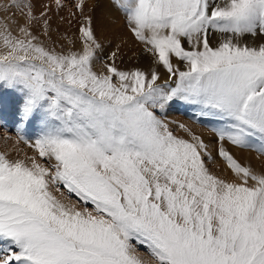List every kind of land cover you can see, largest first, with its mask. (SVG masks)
I'll use <instances>...</instances> for the list:
<instances>
[{"label": "snow or ice", "instance_id": "1", "mask_svg": "<svg viewBox=\"0 0 264 264\" xmlns=\"http://www.w3.org/2000/svg\"><path fill=\"white\" fill-rule=\"evenodd\" d=\"M113 3L149 70H121L115 51L93 70L90 17L82 50L67 54L35 42L22 0L11 5L28 9L21 35L0 24V89L18 96L19 124L40 125L34 141L20 137L34 155L0 153V264H151L138 245L155 264H264V172L226 147L264 153V43H241L264 36V0ZM177 98L221 122L215 148L235 179L210 171L199 135L184 124L190 139L174 135L157 115ZM61 185L85 206L58 198Z\"/></svg>", "mask_w": 264, "mask_h": 264}, {"label": "rangeland", "instance_id": "2", "mask_svg": "<svg viewBox=\"0 0 264 264\" xmlns=\"http://www.w3.org/2000/svg\"><path fill=\"white\" fill-rule=\"evenodd\" d=\"M111 2H113V0ZM77 3L78 0H61L60 5L58 6L56 4V0H22V4H28L31 6L32 14L35 17V19L31 21V24L28 25L32 34L37 37V40L35 42L40 43L46 49L54 50L57 53L67 54L70 51H81L83 42L80 40L79 29L81 24H86L85 17H91L92 20V16L91 11H86V14H84V4L86 6L88 0H84L82 8H77ZM11 5L12 0H0V24L9 25L8 28L13 33V35L20 36L21 34L19 32V28L21 26H25L28 23L26 17L28 9L25 7H12ZM93 6L94 5H92V7ZM114 6L116 8L115 11L118 13L117 18H119V21L125 27L127 32H129L130 35H133L127 25L125 14L120 9H118L115 4ZM42 12L44 13L43 16L40 15ZM4 20L10 23H5ZM21 20H23V25L21 24V22L19 23V21ZM44 20L48 21L47 30L44 24ZM97 27H99L97 26V21L95 20L94 22V20H92L94 35L97 42L101 45V48L97 50V56L93 63V70L99 72L103 69V65L105 63H111L112 61L110 59V56L114 51L117 52V57L115 60L116 66L120 69H124L123 62H126L128 64L133 62L136 63L138 61H141L139 59V56L146 54L145 52H143L140 42H134V44H130V47L128 45V52L125 49L122 50V56L124 57H121V60H119L118 52L119 50H121V47H123L124 43H121V40L111 41V39L104 34L98 35V33L96 32ZM106 30H108V28L105 27L104 33L106 32ZM123 41L126 42V40ZM135 51H138L139 53ZM178 64L182 70L181 65H183L184 63L178 62ZM167 78L168 75L163 76L161 77L159 82L163 83V81ZM174 79L175 78H173V80ZM169 83L171 87H175V83L173 81H169ZM18 104L19 98L17 95L13 94L9 90L0 89V153L5 154L9 159L12 160L26 159L27 157H31L32 155H34L35 153L33 148L29 147V144L20 137L23 136L29 141H34L40 133V125L36 121H32L27 124H19L17 113ZM157 115H160L163 119H165L166 122L169 123V127L173 131L174 135L190 139L188 133L185 132L184 129L180 128V124H184L186 127L191 129L193 133L199 135L205 141V143L209 145V149L212 151L214 157V162H208L210 171H212L219 177L222 176L221 178L229 180L235 179L232 172L227 174L230 169L227 167L226 162L222 158H220L216 152L215 146L218 142L216 139L215 129L221 127V122L218 119L209 117L207 115H202L200 106L185 102L179 98L174 99L172 102H170L166 106L163 113L157 110ZM18 128L22 129V131H18ZM226 147L229 149V151H231V153L237 160L239 158L238 155H236V150H240L242 152L247 151V153H251L256 156V159L258 161L261 160L259 161L260 163L257 161V163H259L260 165L264 163V153H260L254 148H241L231 145L227 142ZM239 161L240 160H238V162ZM240 163L243 165L242 162ZM221 164H224V166L222 165L223 169ZM244 166L247 165L244 164ZM226 169L228 170V172L224 173V171H227ZM219 170L224 171L219 172ZM231 175L233 178L231 177ZM51 190L55 195H57L58 198L65 200V202L70 201L73 203H77L80 207L85 206L82 202L79 201V198L76 197L75 194H69L62 185L60 186L59 192L56 191L55 187H53ZM87 207L91 208L92 205L88 204ZM137 251L138 254L146 261H150L151 264H155V262L151 260L146 246L138 245Z\"/></svg>", "mask_w": 264, "mask_h": 264}, {"label": "bare ground", "instance_id": "3", "mask_svg": "<svg viewBox=\"0 0 264 264\" xmlns=\"http://www.w3.org/2000/svg\"><path fill=\"white\" fill-rule=\"evenodd\" d=\"M111 1L112 0H88V3L86 4V6L84 4V7H85L84 8V10H85V13L84 14H86V11H91L92 20H94V22L96 20L97 21V26H99L96 29V32L98 33V35H103L104 34L108 38H110L111 41L112 40H116V41L121 40L122 41L121 43H124L123 44V47H121V50H119V52H118V56H119L118 59L121 60L120 58L121 57H124V56H122L123 55L122 50L125 49L128 52L129 47H130V44H134V42H139V41L136 40V38L134 37V35H130L129 32H127V30L125 29V27L121 24V22L119 21V18H117L118 17L117 16L118 13L115 11L116 8L114 6V3L111 2ZM92 5H94V6L92 7ZM122 20H123V18H122ZM22 21L23 20L19 21V23L21 22V24H22ZM4 22L5 23L6 22L7 23H10V22L5 21V20H4ZM105 27L108 28V30H106V32L104 33ZM123 40H126V42H124ZM210 43L213 46H215L218 43V34H213L210 37ZM241 43L249 44L251 46H258L259 44L264 43V36H256V37L245 36L242 39ZM128 45H129V47H128ZM134 49H135V47H134ZM3 51H4V48L2 46V43H0V52H3ZM135 52H138V51H135ZM139 57H140L139 59L142 62L141 61H138L136 63L133 62V63H130V64H128L126 62H123V68L124 69H121V70H127L128 68L129 69H132V68H136V67L142 68L145 71L149 70L152 67L150 54L146 53V54L141 55ZM125 60H126V58H125ZM174 63H178V62L174 60ZM181 67H182V70H185L186 69V65L185 64L181 65ZM158 71L160 72L161 77L168 75L162 67H160L158 69ZM236 152H237L236 155H238V158H239L238 160H240L239 162H242L243 165L246 164L247 166H250L254 171L264 172V163H262L260 165L259 164L260 163L259 161H261V160L258 161L256 159V156H254L251 153H247V151L246 152H244V151L242 152L240 150L239 151L236 150ZM257 161L259 163H257ZM222 165L224 166V164H221V166ZM223 166H222V169H223ZM216 167H218V166H216ZM216 167H215V169H216ZM220 170H219V172L224 171V170H222V171H220ZM225 172H228V170L227 171H224V173ZM230 172L231 171L229 170V172L227 174H229ZM231 177H232V175H231Z\"/></svg>", "mask_w": 264, "mask_h": 264}]
</instances>
